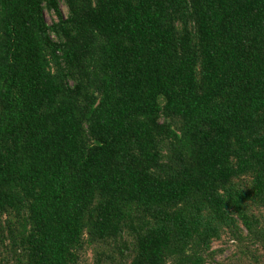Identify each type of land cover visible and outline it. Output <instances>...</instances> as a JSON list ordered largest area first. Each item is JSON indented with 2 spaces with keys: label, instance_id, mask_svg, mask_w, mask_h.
<instances>
[{
  "label": "trees",
  "instance_id": "16d2710c",
  "mask_svg": "<svg viewBox=\"0 0 264 264\" xmlns=\"http://www.w3.org/2000/svg\"><path fill=\"white\" fill-rule=\"evenodd\" d=\"M215 263L264 264V0H0V264Z\"/></svg>",
  "mask_w": 264,
  "mask_h": 264
},
{
  "label": "rangeland",
  "instance_id": "374dc122",
  "mask_svg": "<svg viewBox=\"0 0 264 264\" xmlns=\"http://www.w3.org/2000/svg\"><path fill=\"white\" fill-rule=\"evenodd\" d=\"M62 12L65 14L66 13V8L62 5ZM45 18H46V21L48 22V23H51L52 22V20H53V17H52V15L51 14H49V13H47V12H45ZM219 247V245H214V248H218ZM226 254V253H225ZM225 254L224 255H222V257L221 258H219L220 260L221 259H224L225 258ZM215 264H217V263H215Z\"/></svg>",
  "mask_w": 264,
  "mask_h": 264
}]
</instances>
